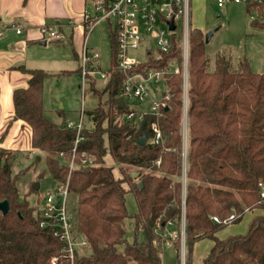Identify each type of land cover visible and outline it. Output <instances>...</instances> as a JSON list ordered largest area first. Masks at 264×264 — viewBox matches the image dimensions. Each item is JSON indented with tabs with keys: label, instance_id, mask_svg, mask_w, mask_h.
Segmentation results:
<instances>
[{
	"label": "trees",
	"instance_id": "16d2710c",
	"mask_svg": "<svg viewBox=\"0 0 264 264\" xmlns=\"http://www.w3.org/2000/svg\"><path fill=\"white\" fill-rule=\"evenodd\" d=\"M246 9L256 13L253 26L264 28V0L248 1ZM110 39L111 75L102 89L89 81L99 99L76 146V128L52 121L44 109L45 80L70 71L23 67L30 74L28 86L13 92L14 119L30 126L31 146L45 153L53 184H68L78 196L76 227L89 253H77L74 264H163L166 228L176 225L180 233L183 208L185 264H264V214L254 216L244 234L217 235L247 211L264 210V71H254L245 54L235 64L225 52L212 66L205 33L191 26L187 105L182 74L169 71L164 76L168 98L157 115L120 96L123 74L112 25ZM173 40L169 53L150 57L143 66H181L182 37L175 34ZM88 68L95 70L91 61ZM154 124L162 133L158 143L152 140ZM144 135L146 143L139 144ZM16 154L0 146V201L8 200L10 207L5 214L0 211V264H69L66 241L42 227L37 207L20 197L19 177L12 171ZM108 155L118 173L107 164ZM133 171L139 172L136 178ZM129 192L135 195L136 212L127 209ZM231 214L235 218L223 222ZM128 218L135 221L133 241L126 237ZM203 238L214 244L197 263L193 248ZM173 244L176 264H181L180 236Z\"/></svg>",
	"mask_w": 264,
	"mask_h": 264
},
{
	"label": "rangeland",
	"instance_id": "374dc122",
	"mask_svg": "<svg viewBox=\"0 0 264 264\" xmlns=\"http://www.w3.org/2000/svg\"><path fill=\"white\" fill-rule=\"evenodd\" d=\"M247 2L248 1L245 0L241 1L239 4H230L227 2L222 8L210 4L208 22L212 27L208 32L212 30L214 32L209 41H206L205 48L211 58L212 66L219 52H225L227 55H230L235 64H237L238 58L241 57L243 53H246L252 69L258 72L264 71V31H258L251 25V20L256 13L254 11H247ZM236 9L240 11L242 17H238L235 12ZM104 13V10L97 11L96 22L93 24L87 39L89 55L92 56L93 52L97 54V60L95 59L97 68L93 77L90 76V80L98 89H102L106 82V79L100 76V72L109 70L112 59L110 22L113 23V21L108 19L98 20ZM47 59L48 61L45 66L50 72L58 73L65 69L71 71L67 75H62L60 77L52 76L45 80V114L48 118L57 123L63 121H66V123L70 121L77 123L81 117H83V122L86 123L88 112L97 106L99 98L95 90L92 89L91 84L89 82L86 84L83 82L81 72L75 70L78 65L73 57L72 48L67 38L59 42L50 41L47 48ZM172 67H175V64H172ZM153 87V96H159L161 91L165 89L161 82L155 83ZM136 106L138 109L148 110L150 107L149 99ZM60 110H62L63 113H60ZM16 151L17 154L13 162L12 171L13 174H17L19 177L18 187L20 197L22 199L26 198L31 205L37 207V211L41 210L44 197L55 187L53 178L46 168L45 153L38 151V154H34L30 149H19ZM38 156L40 157L39 159ZM107 162L108 165H115V172L118 173V165L114 163L110 155L107 156ZM36 183L40 184V189L34 188ZM77 205V194L70 192L68 195V214L75 224L77 218ZM126 205L129 212H136L138 210L137 201L132 192L126 195ZM249 215H251L250 210L245 213L240 221L228 223L219 230L218 236L224 238L234 233H246L251 222H248L247 219ZM134 225L135 221L133 218H128L126 220V237L129 241H133L135 237ZM176 228V225L174 227V225L170 224L166 228V236L168 237L171 231L177 232ZM140 238L142 239L143 236L140 235ZM177 239V237L172 239V242H175ZM201 241H203L202 244L194 248L197 256L206 254L204 253L206 252L205 246L209 241L212 242V239L203 238ZM182 244L183 241L182 238H180L181 262L183 260ZM82 252L89 253V249L86 248L82 250ZM177 253L174 244L165 242L162 247L163 264H176L178 262ZM193 258L195 259V255Z\"/></svg>",
	"mask_w": 264,
	"mask_h": 264
},
{
	"label": "built area",
	"instance_id": "2783aa9c",
	"mask_svg": "<svg viewBox=\"0 0 264 264\" xmlns=\"http://www.w3.org/2000/svg\"><path fill=\"white\" fill-rule=\"evenodd\" d=\"M191 0H101L97 3V11L104 10V14L98 20H112L117 40V61L118 68L123 74V81L120 90V96L131 101L134 105H140L149 99L150 107L148 110L156 113L160 112V106H165V89L161 91L159 96H153L152 90L155 83L161 82L164 85V76L169 71L181 73L183 77V90L185 93V105L187 104L188 90V62H189V31L191 28ZM239 3L243 0H218V5L222 6L227 2ZM251 1V0H245ZM96 17L84 14L81 21L84 27L85 35L81 50V64L83 82L86 84L93 77L95 70L88 69L90 61L97 59V54L89 55L87 47V39ZM175 25L171 29L170 23ZM18 33L22 32V28L17 25ZM41 32L49 40H60L62 34L58 26L51 27L43 25ZM180 34L182 37V64L167 65L162 68L143 66V64L153 56L157 58L160 54L169 53L173 47V36ZM157 54V55H156ZM111 72H100V76L106 81L110 78ZM165 87V85H164ZM142 110V109H140ZM146 111V110H142ZM142 113L139 119L142 118ZM134 112L128 114V118H132ZM69 127L77 130V139L75 146L82 139L81 131L84 126L83 117L79 122H67ZM153 142L158 143L162 139V133L159 127L154 124ZM159 163V161H157ZM74 167V161L70 162V172ZM185 172L183 181L185 182ZM68 184L56 185L44 197V203L41 210L42 219L40 225L42 227H51L54 234L66 241L65 257L69 260V264H74L77 253L82 252L88 247L87 239L77 231L76 224L68 214ZM264 195V187H263ZM40 202V201H39ZM235 218L231 214L223 222H230ZM213 219L217 222L222 220L215 216ZM182 238L183 260L181 264H185V214L183 208V218L180 233L171 231L167 237L165 233V242L172 243L174 238ZM164 242V243H165ZM58 258H53L52 263H56Z\"/></svg>",
	"mask_w": 264,
	"mask_h": 264
},
{
	"label": "crops",
	"instance_id": "0c3cea01",
	"mask_svg": "<svg viewBox=\"0 0 264 264\" xmlns=\"http://www.w3.org/2000/svg\"><path fill=\"white\" fill-rule=\"evenodd\" d=\"M97 2L98 0H0V146L13 150L30 149L34 154L40 152L31 146L30 126L22 120L14 119L13 92L16 88L27 87L30 78V74L22 68L47 70L45 65L48 61V44L50 41L59 42L67 38L73 57L77 61L78 66L75 69L77 70L81 63V49L86 32L81 21L84 14L97 16ZM239 3L231 2L230 4ZM210 4L224 7V5H218V0L190 1L191 26L201 29L205 34L212 27L208 22ZM235 12L238 17H242L238 9ZM17 25L22 28V32H17ZM43 25L58 26L62 38L47 41V37L41 32ZM251 25L253 26L252 23ZM253 28L264 31V28L255 26ZM243 54L248 57L246 53ZM91 64L96 70L95 60L91 61ZM38 189H40V184ZM261 214H264L262 209L251 210V215L247 217L248 222L254 216ZM235 234L244 233L231 235ZM200 241L195 243L194 248L202 244L203 241ZM213 244V240L209 241L205 246L206 252L204 253L206 254L201 256H197L193 248L194 262H202Z\"/></svg>",
	"mask_w": 264,
	"mask_h": 264
},
{
	"label": "water",
	"instance_id": "95a60500",
	"mask_svg": "<svg viewBox=\"0 0 264 264\" xmlns=\"http://www.w3.org/2000/svg\"><path fill=\"white\" fill-rule=\"evenodd\" d=\"M170 27H171V29H174L175 28V25L171 22L170 23ZM213 30L212 31H210V32H208V33H206L205 34V40L206 41H209V39H210V37H211V35L213 34ZM146 141H147V136L146 135H144L143 137H141V139L138 141L139 142V144H145L146 143ZM38 159H39V157H38ZM138 174H139V172H136V171H133L132 172V176L134 177V178H136L137 176H138ZM140 186H142V183H140ZM34 188L35 189H38L39 188V183H36L35 185H34ZM9 202H8V200H3V201H0V211H2L4 214L5 213H7L8 211H9ZM184 257V256H183Z\"/></svg>",
	"mask_w": 264,
	"mask_h": 264
}]
</instances>
